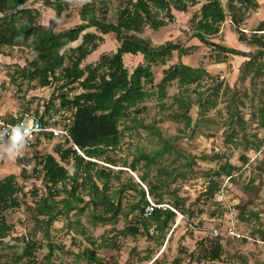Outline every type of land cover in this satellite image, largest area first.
Instances as JSON below:
<instances>
[{"label": "trees", "instance_id": "16d2710c", "mask_svg": "<svg viewBox=\"0 0 264 264\" xmlns=\"http://www.w3.org/2000/svg\"><path fill=\"white\" fill-rule=\"evenodd\" d=\"M28 1L37 0H0V46L23 45L33 53V59L16 69L14 76L21 75L22 79L30 83L36 81V85H32V88L56 85L48 104L43 109L34 111L42 117L58 113L63 118L72 119L66 124L72 141L60 137L59 142L53 146V151L57 155L51 152L43 153L42 157L36 160V164L41 165L40 169L35 168L33 173L23 170L20 172L24 179L42 173V182L47 188L46 196L41 198L37 206V213L42 218L37 220L36 225L49 234V227L61 214L68 215L71 210L84 212L85 206H79L80 190L89 196L85 203L92 206L89 213L91 220L107 223L115 220L121 211V200L120 198L116 200L114 195L121 194L125 189H134L139 195V200L131 205L128 212H125V217L138 209L137 223L142 222L144 228L148 229L150 222L154 221L156 228L162 232L174 220L176 212L171 208L159 207L155 208L148 219L143 216L144 209L149 204L148 197H152L156 203L163 202V195L158 191L163 181L156 183L150 180L149 170L137 175L140 181L129 175L128 181L121 183L113 195L108 193L111 178L120 179L122 173L127 172L124 168L114 169L117 159L113 156V151L119 147L123 135L119 127L120 123L125 120L137 121V114L142 112L141 104L154 95L153 91L148 89V86L154 84L157 75L154 67H161V79L155 83L160 98L166 96L165 88L173 81H177L184 90L195 84L193 90L197 93L196 99L190 94L175 95L176 101L184 106L185 110L174 113V118L186 119V127L190 128L193 122L189 112L191 106L197 104L198 117L206 118L205 114L218 105L220 89L223 88L225 95L232 93L228 105L229 122L231 124L237 122L240 129L244 128L245 117L236 110L239 90L236 84L248 78L253 85L257 83L258 78L264 84V33H259L264 30V21L251 34H247L241 28L246 12L256 8L259 5L258 1L228 0L225 10L222 0H119L116 9L117 20L109 21L107 19L109 6L102 4L104 11L101 18L96 14L95 1L90 0L84 3L79 13L81 21L65 29L55 27L68 4L67 0H43L45 5L56 11L52 25L41 23L39 9L26 5ZM200 2L204 3L190 19V29H195L193 36L199 37L206 44L213 45L217 62H227L228 54L249 57L241 64L238 78L233 85L230 83L223 87V79L212 75L206 68L193 67L182 62L181 55L189 53L190 48H193L183 46L182 41L167 40L155 45L142 36L147 27L159 29L173 21V8L188 11L190 7ZM228 16L235 25L239 40L258 46L253 55L251 52L211 41V35L220 31ZM91 27L95 30H90ZM110 34L115 36V50H106L97 54L106 41V36L111 37ZM174 51L178 52L179 60L168 65ZM89 55L97 56L94 61L82 65ZM131 55H137L140 59L132 70L125 64V57ZM205 79H211L212 83L208 85L207 90H199ZM260 90L263 98L257 108L258 112H253L252 118L258 117V124L263 127L264 86ZM25 106L26 110H31L28 109V104ZM3 118L10 121L17 119L15 115L10 117L7 115ZM196 124L191 128L192 131L195 130ZM239 128H232L227 135V140L234 142L235 145H238L239 141L233 136L238 135ZM156 131L155 128L153 132ZM45 137L55 138L52 135ZM73 144H76L88 158L79 154ZM253 146L257 148L256 150H260L261 145L258 142ZM172 149L179 150L172 142H168L159 149L149 152L139 151L131 162L126 159L119 161L123 163L122 166L136 173L140 170L142 160L144 161L142 165L150 168ZM34 156L29 157L32 159ZM242 159L246 161L248 157L243 155ZM236 168V165L226 161L222 169L214 173L216 176L227 175L232 178ZM259 169L264 172V161ZM160 172L163 173L164 170L161 168ZM170 174L174 176V172ZM21 182L16 173H9L0 179V248L17 246V250L11 255L15 264H44L39 262L35 255L36 249L41 247L43 242L39 243L37 240L23 237L21 245H15L11 243L12 237L7 239L13 225L8 223L3 212L20 205L18 194L22 190L19 185L22 184ZM69 183H71L70 188L67 187ZM253 184L254 181H250L248 187H252ZM219 186L216 179H210L203 195L208 199L214 198ZM61 191H65L67 195L57 199ZM172 203L169 204L178 211L185 210V198L175 196ZM240 208L244 209L245 205ZM186 210L193 213L189 208ZM212 214L217 213L214 210ZM139 231L138 224L128 221L122 232L135 236ZM258 231L264 234L263 230L258 229ZM81 232L85 233V230L81 229ZM220 239V237L213 239L210 247L204 246L203 252L197 255L198 261L220 259L223 252ZM201 243H204V239H201ZM104 244H108L109 247L115 246L113 242L104 241ZM47 245L49 249L47 261H49L48 259L53 255L54 245L52 243ZM194 254V251L189 253L191 257ZM80 255L86 256L92 263L105 264V259L89 247L84 248ZM0 257H2L1 252ZM173 262L180 264L181 258L176 257ZM0 264H10V262L7 258L0 259Z\"/></svg>", "mask_w": 264, "mask_h": 264}, {"label": "rangeland", "instance_id": "374dc122", "mask_svg": "<svg viewBox=\"0 0 264 264\" xmlns=\"http://www.w3.org/2000/svg\"><path fill=\"white\" fill-rule=\"evenodd\" d=\"M94 1L98 16L102 18L101 14L104 11L102 4H106L109 6L107 19L117 20L116 9L119 0ZM84 3H81V0L68 2L55 28L65 29L80 22L79 13ZM26 5L39 9L41 23L45 25L54 23L56 11L45 5L43 0L28 1ZM225 23H227L226 20L223 24ZM232 27L235 28L234 24ZM90 30L93 31L95 28L91 27ZM165 30L166 28H163L156 35L160 34L161 37ZM110 35L111 37L106 36V41L97 54L106 50H115V36ZM184 39H188V35ZM219 39L216 40L217 43L222 45L226 43L225 38ZM182 40L183 38H177L173 41L181 42ZM229 44L230 41L227 40L226 45ZM207 45L210 49L206 52L201 51V56L198 55L191 62L194 67H207L206 63L213 60L212 57H207L208 54L211 56L215 54L213 45ZM175 54H178L177 51ZM233 55L235 54H228L230 59H227V62H230ZM96 56L89 55L82 65L94 61ZM32 59L33 53L23 45L0 46V110L2 114L14 116L27 109L25 106L27 104L28 109L32 110L43 109L48 104L56 85L32 88V85H36V81L30 83L22 79L21 75L14 76L16 69L26 65V62ZM139 60L137 55L126 56L125 64L132 70L140 62ZM229 65L226 72L210 66L212 75L223 79V87L230 83H232L230 85L234 84L231 74L232 64ZM154 68L157 75H155L154 84L148 86L154 95L141 104L142 112L137 114V121L125 120L120 123L119 127L123 135L119 147L113 151V156L117 159L114 169L124 168L128 173H122L120 179L111 178L108 193L113 195L121 183L128 181L129 175L139 180L137 175L144 170H149L150 180L156 183L163 181L162 187L158 190L163 195L162 203L173 204L175 196L186 199L185 210L179 211L183 218L176 213L174 220L162 232L156 228L154 221H151L146 229L142 222H136L138 209L125 217V212H128L131 205L139 200L137 191L125 189L121 194L114 195L116 200L119 198L121 200V211L117 218L107 223L93 222L89 216L92 206L85 203L89 196L80 190L78 192L81 196L79 206L84 205L85 211L79 213L71 210L68 215L61 214L49 227V234H46L36 225L37 220L42 218L37 213V206L41 198L47 194V188L42 182V173L39 172L38 176L34 174L33 177L24 179L20 175L22 170L18 161L17 175L22 180V184H19L22 190L18 194L20 205L3 212L8 223L13 225L11 234L7 238L12 237V244L21 245L23 237L37 240L39 243L43 242L42 246L36 249L35 255L39 262L44 264H97L90 262L86 256L80 255L86 247L95 250L103 257L105 264H173L176 257L181 258L180 264H264V234L258 231V229L264 231V172L259 169L264 161V126H259L258 117L252 118L253 112H258L257 108L263 98L260 89L264 84L260 78L256 80L255 85L250 83V78L236 84L239 89L236 110L245 117L244 128L240 129L237 122L235 124L229 122L228 105L232 93L225 95L223 88L220 89L218 105L205 114L206 118L198 117L197 104L194 103L191 106L189 112L193 122L188 128L185 126L186 119L174 118V113L185 110V107L176 101L175 95L190 94L193 99H196L197 93L193 90L195 84L190 85L188 90H184L177 81H173L165 88L166 96L160 98L155 83L160 81L162 71L161 67ZM205 80L203 86L198 88L199 90H207L208 85L212 83L211 79ZM9 105H13V109L9 108ZM195 124V130L192 131L191 128ZM151 127L156 128L157 131L153 132L154 129ZM234 127L239 128L238 135L233 136L239 141L238 145L227 140V135ZM42 138L37 146L46 143V146L50 148L60 140L59 137L48 139L43 136ZM168 142H172L179 150L172 149L171 152L165 153L150 168L142 165L144 163L142 160L140 170L135 173L130 168L122 166L123 163L119 161L126 159L131 162L139 151L149 152L159 149ZM255 142L261 145L260 150H256L257 148L253 146ZM46 146L39 152L37 148H28L26 151L35 150L32 155H35V160H39L43 153H46ZM243 155L248 157L246 161L242 159ZM226 161L237 166L232 178L227 175L216 176L214 173L222 169ZM7 162L8 157L0 152V168H3V164ZM161 168L164 170L163 173L160 172ZM174 169L177 170L174 171ZM170 172H174V176ZM9 173H15V170L0 171V179ZM210 179H216L220 186L214 198L208 199L203 193ZM250 181H254L252 187H248ZM98 182L102 185L100 181ZM142 185L145 187V183ZM70 186L71 183L67 184L68 188ZM59 187L62 186L59 185ZM66 195L65 191H61L57 199ZM148 198L153 200L152 197ZM243 205L245 208L241 209ZM188 208L193 210V213L187 212ZM214 210L216 215L212 214ZM128 221L140 227L139 233L135 236L122 232ZM231 225H234V230L240 233L241 237L228 234ZM214 228L228 229V231L225 232L226 235L216 236L212 234ZM81 229L85 230V233L81 232ZM218 237L221 238L223 246L222 257L216 261L208 259L198 261L197 255L203 252V247H210L213 239ZM201 239H204V243H201ZM104 241L113 242L115 246L109 247L108 244H104ZM48 243L54 245L53 255L48 259L49 261H47ZM16 247L0 248L2 254L0 259L7 258L10 264H15L11 255L17 250ZM191 251L195 253L193 257L189 255Z\"/></svg>", "mask_w": 264, "mask_h": 264}, {"label": "crops", "instance_id": "0c3cea01", "mask_svg": "<svg viewBox=\"0 0 264 264\" xmlns=\"http://www.w3.org/2000/svg\"><path fill=\"white\" fill-rule=\"evenodd\" d=\"M257 1H258L259 5L256 8H253V9L249 10L248 12H246V14L244 16L245 19L243 20V22L241 24V28L247 34H251L254 31H256V28L258 27V25L262 21H264V0H257ZM203 3L204 2H200V3L190 7V9L188 11H179V10H176L175 8H173L172 9V13L174 15L173 21L168 22V24L160 27L159 29H153L151 27H147L145 29L144 33L142 34V36H144L145 38L150 40L155 45L164 43L167 40H174L177 38H179V39L183 38L182 45L185 47H193V48H190L189 53H184L181 56V60H182V62L193 66L191 64L193 59H195V57H197L198 55L201 56V54H202L201 51L206 52L208 49H210L206 43H204L203 41H201L199 39V37L193 36L195 29H192V31H190V19L195 12H198L200 10ZM222 4H223V7L225 8V10H227L228 0H222ZM226 22L227 23H225L221 26L220 31L217 34L211 35V38H210L211 41L216 42V40H220L219 38L223 37L226 40V43L224 45H226L227 40H229L230 44L226 45V46L233 47V48L245 51V52H251V54L253 55L255 53V50L258 49V46L254 45V44L244 43V42L239 40L238 33L236 32L235 28L232 27V24H234V23H233L230 16L227 17ZM163 28H166V30L163 32L161 37L159 36L160 34L156 35ZM259 33L263 34L264 30L259 31ZM171 34H173V37H171ZM186 35H188V39H184L186 37ZM185 42H186V44H184ZM213 51L215 52V54L213 56H211V54H208V56H207L208 58L212 57V59H213L212 61L210 60L209 63H206V66L207 67L209 66V67L208 68L205 66H203V67L206 68L211 74H213L212 71H210L211 70L210 66H214V68H219V70H221V72L222 71L226 72L230 66L229 64H232V67H231L232 73L231 74H232V82L234 83L238 78L241 64L245 60H247L249 57L239 55V54L238 55L235 54V55H233L234 57H232L230 62H224V61L217 62L216 61V50L214 49V47H213ZM228 59H230V57H228ZM178 60H179V56H178V54L176 55L175 51H174L172 60H170L168 62V65H171V64L177 62ZM12 107H13V105H9V108H12ZM0 114H1V117L7 116L6 113H3L4 115H2L1 110H0ZM8 117H10V115H8ZM43 139L44 138H42V141H44ZM42 141H40V142H42ZM46 145H47L46 143H42L41 145L37 146L36 147L38 149L37 151L39 152V151L43 150V148H45ZM46 147H47V149L45 150L46 152H51V153L56 154L53 151V147H50V148H48V146H46ZM33 151H35V150H33ZM33 151L27 152L28 155L33 156L32 155ZM32 160H34L36 162V160L34 158H32ZM17 162L18 161L16 159H9L8 158V162L6 164H3V168H0V171L15 170V173L17 174L18 173L17 171H19L16 168L18 166Z\"/></svg>", "mask_w": 264, "mask_h": 264}, {"label": "built area", "instance_id": "2783aa9c", "mask_svg": "<svg viewBox=\"0 0 264 264\" xmlns=\"http://www.w3.org/2000/svg\"><path fill=\"white\" fill-rule=\"evenodd\" d=\"M239 5H241V2H239ZM15 117H17L16 121H10L0 116V127L7 126L8 124H13V125L18 124L22 121H28L30 124L34 123L37 126V131L30 138L27 147L23 150L21 156L16 158V160L20 162L21 170L27 173H33L35 168L37 169L41 168V165H37L34 160L30 159L31 156L29 157L26 149L36 148L39 139H41L43 136L45 137V135H52L54 137H59V138L60 137L69 138L72 141L70 131L66 125L72 121L71 118H63L58 113H54L51 116L42 117L40 114H38L32 109L31 110L24 109L20 114L15 115ZM73 147L78 151L79 154L88 158L76 144H73ZM148 199H149V204L144 209V213H143L144 217H149L153 213L155 208H159V207L171 208L177 214H180L179 211L169 203H156L152 199L150 198ZM180 218H183L182 214H180ZM233 226L234 225H231L229 231L228 229L224 230L221 228H214L212 234H215L216 236L226 235L225 232L228 231V234L231 236L236 235L237 237H241V234L237 233L234 230Z\"/></svg>", "mask_w": 264, "mask_h": 264}, {"label": "clouds", "instance_id": "9594fccd", "mask_svg": "<svg viewBox=\"0 0 264 264\" xmlns=\"http://www.w3.org/2000/svg\"><path fill=\"white\" fill-rule=\"evenodd\" d=\"M69 3L72 0H68ZM86 0H81V3ZM90 2V0H87ZM37 126L28 121L18 124H8L0 127V152H3L9 159H16L21 156L27 147L30 138L36 133Z\"/></svg>", "mask_w": 264, "mask_h": 264}, {"label": "water", "instance_id": "95a60500", "mask_svg": "<svg viewBox=\"0 0 264 264\" xmlns=\"http://www.w3.org/2000/svg\"><path fill=\"white\" fill-rule=\"evenodd\" d=\"M138 181H140V180H138Z\"/></svg>", "mask_w": 264, "mask_h": 264}]
</instances>
